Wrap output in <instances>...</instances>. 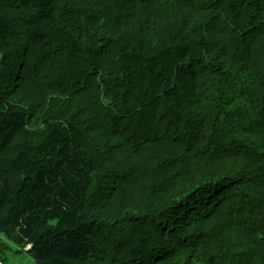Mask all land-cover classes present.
<instances>
[{
	"label": "trees",
	"instance_id": "trees-1",
	"mask_svg": "<svg viewBox=\"0 0 264 264\" xmlns=\"http://www.w3.org/2000/svg\"><path fill=\"white\" fill-rule=\"evenodd\" d=\"M23 251L264 264V0H0V264Z\"/></svg>",
	"mask_w": 264,
	"mask_h": 264
},
{
	"label": "rangeland",
	"instance_id": "rangeland-1",
	"mask_svg": "<svg viewBox=\"0 0 264 264\" xmlns=\"http://www.w3.org/2000/svg\"><path fill=\"white\" fill-rule=\"evenodd\" d=\"M8 264H36V262L28 251H23L11 258Z\"/></svg>",
	"mask_w": 264,
	"mask_h": 264
},
{
	"label": "clouds",
	"instance_id": "clouds-1",
	"mask_svg": "<svg viewBox=\"0 0 264 264\" xmlns=\"http://www.w3.org/2000/svg\"><path fill=\"white\" fill-rule=\"evenodd\" d=\"M28 248H30V247H28Z\"/></svg>",
	"mask_w": 264,
	"mask_h": 264
}]
</instances>
